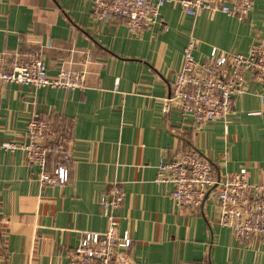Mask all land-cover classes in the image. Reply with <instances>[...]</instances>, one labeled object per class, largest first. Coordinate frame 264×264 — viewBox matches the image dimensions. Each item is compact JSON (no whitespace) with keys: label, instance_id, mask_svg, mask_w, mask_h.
Listing matches in <instances>:
<instances>
[{"label":"crops","instance_id":"0c3cea01","mask_svg":"<svg viewBox=\"0 0 264 264\" xmlns=\"http://www.w3.org/2000/svg\"><path fill=\"white\" fill-rule=\"evenodd\" d=\"M190 36L195 60L211 48L247 55L264 41V0L243 21L191 17L167 3L138 34L119 17L97 20L93 0H0V53L9 63L41 50L49 78L64 69L85 78L81 90L0 82V264H69L83 234L105 230L98 198L112 183L125 193L118 231L130 233L135 264H264V237L237 240L218 224L216 188L199 209H178L172 186L155 182L161 160L197 149L216 181L245 168L250 182L264 183V85L250 72L225 121L197 126L163 114ZM34 115L70 137L63 186L41 187L22 151L2 147L24 143Z\"/></svg>","mask_w":264,"mask_h":264},{"label":"built area","instance_id":"2783aa9c","mask_svg":"<svg viewBox=\"0 0 264 264\" xmlns=\"http://www.w3.org/2000/svg\"><path fill=\"white\" fill-rule=\"evenodd\" d=\"M167 3L178 5L191 17L200 12L222 13L243 21L252 11L254 0H93V15L99 21L119 17L130 32L138 34L157 24L160 9ZM194 48L195 41L190 36L183 48L181 68L163 100L162 112L169 115L176 111L181 118L190 117L197 126L225 121L233 99L243 93L245 72L251 73L253 81L264 85V41L257 42L247 55L211 48L203 61L194 59ZM0 82L81 90L85 78L81 71L66 69L49 78L41 50H33L12 63L5 53H0ZM25 135L24 143L5 142L2 147L22 151L25 162L38 169L37 181L41 187L65 185L70 171L69 135L53 120L39 115L30 118ZM49 160L52 167L48 170ZM155 182L172 186L170 196L178 209H199L208 192L216 188L218 224L228 227L237 240L264 237V183L250 182L245 168L216 181L207 157L197 149H189L169 160H161ZM124 200L125 193L119 183H112L99 196L105 230L83 234L69 264H135L127 255L132 244L130 233L118 231Z\"/></svg>","mask_w":264,"mask_h":264}]
</instances>
